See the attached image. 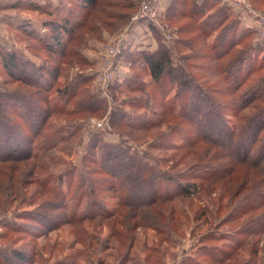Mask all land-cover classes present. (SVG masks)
I'll return each mask as SVG.
<instances>
[{"label": "trees", "instance_id": "trees-1", "mask_svg": "<svg viewBox=\"0 0 264 264\" xmlns=\"http://www.w3.org/2000/svg\"><path fill=\"white\" fill-rule=\"evenodd\" d=\"M75 2L77 4L73 6L70 1V6L66 11L52 8L49 3L42 6L30 0L26 3V6L32 10L45 11L54 18L51 22L43 24V27L47 29L44 35L33 32L28 25L19 27L23 40H30L37 47L35 49L46 53L47 60L44 65L37 66L25 56L14 50L6 49V47L0 49V67L2 74L6 77L4 85L9 87L8 82L17 83L22 87L23 93L9 91V87L6 92L0 94V109L5 111V115L8 112L9 118L16 116L23 123L17 124L11 121H6V125L0 123V175L7 171L20 175L14 180L16 189L13 194L20 193L21 176L26 174L44 195L51 197V200L48 199L45 202L44 214H38L39 221L36 220L37 217L31 216L27 220L34 221L38 226H50V229L64 224H81L82 221H88L93 227H99L101 221H106L109 227L106 239L108 241L117 240L122 248L125 247L121 261L127 260L133 263L135 257H131L129 252L133 247L134 230L145 224L158 232L165 231L164 228H160L163 223H160L152 209L160 202L170 200L173 202L174 199L187 197L190 193L185 189L188 180L200 179L194 176L197 170L214 169L217 171L211 172L209 177L211 175L228 177L234 167H245L249 170V177L253 183L250 192L248 194L244 192L240 196L242 205H236L233 215L241 217L252 213L254 211L252 209L259 210L264 207V105H260L261 100L264 99V74L252 78L256 72L254 67L258 59L264 61V56H261L264 47L260 46L264 42L257 40L254 29L242 27L240 18L239 21L235 20L236 18L231 13L235 11L228 0L226 3L229 7L221 0L169 1L165 14L166 21L172 23L183 21L186 18L189 20V26L187 28L180 26L178 29L182 33L193 34V37L187 35L179 38L177 42L179 59L175 58L176 54L172 46L168 47L160 41L155 33L156 27L151 24L147 25L155 33V39L158 42L157 49L148 52L139 51L134 54L128 52L129 49H124L119 56L132 71L121 84H118L119 77L116 76L111 88L114 91L112 102L121 100L130 108L144 109L148 112L151 110L156 117L147 116L145 119L131 120L130 114L113 109L108 122L110 127L134 141V133L147 136L150 130L166 124L169 118L178 126L184 125H182L184 145L175 143L164 145L166 149L161 151V156L155 160L154 165H149L144 159L129 155L125 147L105 144L99 137L94 136L88 146V153L83 159L84 174H76L74 169H67L58 176L46 172L42 178H37V170L42 167L46 170L47 166L38 162L39 155L34 152V149L51 117L72 118L76 115H92L106 110L103 100H96L88 94V89L93 85L92 75L68 82L66 75H62L63 65L73 63L76 66H87L88 63L79 50L80 46L94 37L100 40L104 31H115L122 28L128 22L129 16L137 10L141 0H76ZM252 2L255 3L254 0ZM22 3L12 6L21 7ZM253 7L255 8L254 5ZM77 9L79 11L75 17L73 15ZM214 34L215 37L211 43L205 42L210 35ZM205 49L206 52H204ZM192 50L194 54L191 53ZM259 54L261 57L258 56ZM212 59L216 64L215 74L222 79L225 92L232 95L230 102L218 101L206 95L205 92L209 93L207 89L209 87H204L205 80L191 72L192 69L202 71L205 68L203 64L194 65L191 61L207 60L208 62ZM141 72L148 78L147 81H143L140 76ZM61 78L63 84L59 83ZM81 81L90 82L85 84V88L79 90ZM165 82L175 87L176 93L173 98L182 103L181 109L173 110L167 119L153 112L150 107L156 105L153 90ZM136 93L143 94V96L130 97V94ZM234 102L240 105L239 111L251 108L249 115L242 116L244 124L240 127L230 125L228 119L229 107ZM16 136H22V141L17 140ZM199 143L208 147L205 150L206 155H195L199 151L196 149ZM41 144L42 141H39L36 145L37 151L42 149L47 153L51 147L41 146ZM165 152L176 155L167 156L163 154ZM185 153L198 160L191 164L184 162ZM220 156L229 161L220 162ZM166 157L168 158L162 159ZM175 157L178 159H174ZM169 161L172 162L170 168L176 169L177 164L185 166L187 164L194 170L182 172L185 174H180L177 170L174 172L169 169L165 170L164 167ZM159 167H163L164 170ZM2 168H7V171ZM250 172L255 175L256 181ZM255 172L262 178L256 176ZM101 175L112 179L113 183L108 190H113L116 194L119 208L127 210L122 222H114L110 225L109 221L116 218L119 211L114 214L102 208L104 207L102 204H100L101 207L96 203V187L100 188V192L107 184L105 179L99 178ZM65 178L67 188L65 192H62L60 188ZM134 179L137 180V184ZM165 183H173L175 192L162 193ZM246 183L244 178L243 184ZM190 185L194 187L196 184ZM196 188L197 186L194 192ZM84 196L87 197V201L84 203L85 207L81 208L80 204ZM254 196L258 200L246 204L251 198H255ZM54 201L55 206H52ZM52 211L59 212H56L54 217L50 213ZM259 218L260 220L253 218L249 222L251 226L248 229L252 231V235H258L264 229V212ZM130 220L134 221L129 223ZM115 226L120 227L122 231L117 230ZM165 228L167 229L166 225ZM6 230L31 239L37 235V231L23 225L7 224ZM80 241L89 250L83 264H93L90 256L95 251L92 252L90 248L92 245L99 247L100 240L93 233L88 234L85 230L80 233ZM32 252L34 253L32 249L27 253L21 250H10L0 255V261L5 264H34ZM98 255L100 253L97 252ZM68 261L73 262L72 259ZM256 262L257 260H254V264Z\"/></svg>", "mask_w": 264, "mask_h": 264}, {"label": "rangeland", "instance_id": "rangeland-1", "mask_svg": "<svg viewBox=\"0 0 264 264\" xmlns=\"http://www.w3.org/2000/svg\"><path fill=\"white\" fill-rule=\"evenodd\" d=\"M30 1L41 6L49 3L52 8L55 7L63 11L69 8L70 1H72L73 6L77 4L75 2L76 0ZM145 1L141 0L137 10L129 16L128 22L122 28H118L115 31H104L100 40L94 37L84 42L83 46H80L79 50H81V55L88 63L87 66H76L73 63L63 65L62 75H66L68 82H74L78 78H87L92 75L93 85L88 89V94L96 100H103L106 110L101 113H95L96 115H76L72 118L65 116L51 117L46 123L45 131L36 142L37 145L39 141H42L41 146L51 148L47 153L43 152L42 149L37 151L36 145L34 149V152L39 155L38 162L44 164V166L46 164L47 166L46 170L43 167L37 170V178H42L46 172L58 176L67 169H74L76 174H84L83 159L88 153V146L91 144L92 137L94 136L99 137L105 144L125 147L129 155L140 157L149 165L155 164V160L161 156V151L166 149L164 145L171 143L177 145L185 144V137L183 135L184 128H182L184 125L178 126L168 118L173 110L181 109L182 103L173 98L176 93L175 87L168 85L166 82L161 86L155 87L152 93L156 105H153V107L150 106L153 112H157L161 117L168 118L166 124L159 126L157 129L150 130L147 136H143L141 133H134L133 138L137 141H133V139H128L120 131L111 128L108 123L110 112L113 109L125 111L130 114L129 117L132 118L131 120L145 119L147 116L156 117L155 114H152L151 110L148 112V110L144 109H133L123 104L121 100L112 102L114 91L111 88L116 76L119 77L118 84H121L128 76V73L130 76V72L132 71L122 61V58L119 57L120 53L124 49H129L128 52L133 54L139 51L148 52L156 50L158 43L157 39H155L156 33L164 45L168 47L172 46L176 54L175 58L179 59L180 54L177 49L179 38L187 35L193 37V34H188V32L182 33L178 29L180 26L187 28L189 26L188 19L185 18L183 21L172 23L166 21L165 14L168 5L163 7L165 0H152V5L156 9L155 20L166 31L165 35L162 36L157 30L154 33L149 25H147L144 33H140L139 31L143 27L145 28L141 24L146 25L151 22L145 19L132 24L131 17L139 11L141 4ZM246 1L249 2L252 9L264 14V0H254V4L252 0ZM17 3H22L23 5L21 7L12 6ZM26 3H28V0H0V49L1 47H6V49L14 50L25 56L26 59L37 66L44 65V62L47 60L46 53L42 50L35 49L37 47L30 40H23L19 32V27L21 25H28L33 32L44 35L47 29L43 27V24L51 22L54 18L49 16L45 11L32 10L26 6ZM223 4L227 6L226 1L225 3L223 1ZM78 11L77 9L73 16L77 17ZM231 13L236 18L235 20H238L241 14L240 12ZM241 26L246 28L243 22ZM167 36L170 38H167ZM214 37L215 34L210 35L207 39L205 37L204 41L206 39L205 42L211 43ZM194 41L196 42L197 40ZM260 46L264 47V43ZM204 52H206V49ZM191 53H193V50ZM195 56L199 57V55ZM258 56H264V48L262 55L260 56L259 54ZM191 62L194 65L203 64L205 66L202 71L190 68V70L192 69L191 72L205 80L206 84H203L204 87H209L207 88L209 89V93L205 92V94L210 95L218 101L230 102L232 95L225 92L222 79L215 74V61L212 59L208 62L207 60H193ZM254 70L256 72L252 75V78L264 74V61L259 58ZM140 76L143 81L148 80L143 72H141ZM62 77L64 78V76ZM4 80H6V77L2 74L0 67V94L6 92L9 87V91H19L20 94H23L20 85L8 82L7 85H10L8 87L4 85ZM62 81L63 79L61 78L59 83L61 82L63 84ZM88 83L81 81V85L78 87L79 90L85 88V84ZM237 94L238 92L235 96ZM141 96L143 94H130V97ZM120 99H122V96H120ZM236 102L229 107L228 119L230 125L240 127L244 124L242 122V116L249 115L251 108L239 111L240 105ZM260 105H264V99L261 100ZM1 111L0 109V119L4 120L0 121L1 124L6 125L8 121L23 124L16 116L9 118L7 116L8 112L5 115V111ZM16 139L22 141V136H16ZM159 139L163 140L158 141ZM206 147L205 144L199 143V146L196 147L199 151L195 155L203 156ZM163 154L167 156L176 155L171 154V152H165ZM185 154L184 162L186 163L191 164L198 160L188 156L187 153ZM174 159L177 160L178 157ZM219 160L224 163L229 161V159L221 156ZM30 163L33 164V162ZM171 166L172 162L169 161L164 168L165 170L169 169L173 172L175 170L180 171L178 172L180 174L194 170L192 166L187 164L186 166L184 164H177L176 169L170 168ZM2 169L7 171V168ZM159 169L164 170L163 167H159ZM213 171L217 170L195 171L194 176L203 180H188V185H186L185 189L189 190L190 193L187 194V197L174 199L173 202L170 200L172 203L170 201L160 202L152 209V212L156 214L160 223H163L160 225V228H164L165 231L158 232L156 229L148 227L145 224L137 227L133 233V247L129 252L131 257H135L133 263L127 262V260L121 261L125 247L122 248L117 240L108 241L106 239L109 234L108 222L106 221H101V226L99 227H93L90 222L82 221L81 224H64L50 229V226H38L34 221L27 220L31 216L33 218L37 217L36 220L39 221L38 214H44L43 207L45 202L48 199L51 200V197L46 194L44 195L26 174L25 176H21L20 193L13 194L16 189L14 180L20 175L7 171L5 174L0 175V255L8 253L10 250H21L27 253L28 250L32 249L35 253L32 252V255H34V264H83L89 250L80 241V233L86 230L88 234L89 232L93 233L100 240L99 247L92 245L90 248L92 252L95 251L90 256L93 264H135L137 260V264H254V260H257L255 264H264V229L258 235H252V231L248 229L251 226L249 222L253 218L254 220L257 218L260 220L259 217L264 212V207L259 210L252 209L254 210L252 213L241 217L233 215L236 205L242 203L240 196L244 192L246 194L250 192L253 181L249 177V170L242 166H236L228 177H220V175H211L209 177V174ZM255 173L256 176L262 178L257 172ZM11 174L12 176H10ZM251 175L253 177L255 176L252 173ZM103 176L101 175L99 178L105 179L107 184L105 189L103 188L100 192V188L96 187V203L99 206L102 204L104 206H101L102 208L114 214L119 211L116 218L109 221L110 225L114 222H122L127 210L119 208L116 194L113 190H108L109 186L113 183L112 179ZM244 178L246 179V184H243ZM254 180L256 181V177H254ZM62 182L63 186L60 188V191L65 192L67 179H63ZM134 182L137 184L136 179H134ZM190 184H196V192L193 191L195 186L193 187ZM173 185V183H165L162 187V193H174L175 188ZM254 197L245 203L256 202L258 198L256 196ZM83 198L84 200L80 204L81 208L85 207L84 203L87 201L86 196ZM54 204L55 201L52 203V206H55ZM56 212L59 211H52L50 213L55 217ZM133 221L130 220L129 223ZM7 224L23 225L37 231V235L34 239H31L27 236L23 237L18 233L8 232L6 230ZM115 228L122 231L118 226H115ZM256 228L261 230L259 227ZM238 245H240L239 248L235 249ZM97 252L100 255L97 256ZM69 259H72L73 262L68 261ZM0 264L5 263L0 261Z\"/></svg>", "mask_w": 264, "mask_h": 264}, {"label": "built area", "instance_id": "built-area-1", "mask_svg": "<svg viewBox=\"0 0 264 264\" xmlns=\"http://www.w3.org/2000/svg\"><path fill=\"white\" fill-rule=\"evenodd\" d=\"M235 12H240L239 18L246 25L256 31V37L259 42H264V14L252 9L246 0H228ZM156 9L152 5V0H146L141 4L139 11L131 17V23L141 22L147 19L149 24L155 26L159 33L164 36V29L156 22ZM167 38H170L167 36Z\"/></svg>", "mask_w": 264, "mask_h": 264}, {"label": "crops", "instance_id": "crops-1", "mask_svg": "<svg viewBox=\"0 0 264 264\" xmlns=\"http://www.w3.org/2000/svg\"><path fill=\"white\" fill-rule=\"evenodd\" d=\"M159 1H160V0H159ZM169 1H170V0H165V5H163V7H166V6L168 5ZM221 1H222V2L224 1V2H225V1H227V0H221ZM160 4H161V2H160ZM161 6H162V5H161ZM141 25H142V26H145V28L143 27V28L141 29V31H139V32H140V33H141V32L144 33V32L146 31L147 24H146V25H145V24H141ZM156 48H157V47H156ZM152 51H154V50H152Z\"/></svg>", "mask_w": 264, "mask_h": 264}]
</instances>
